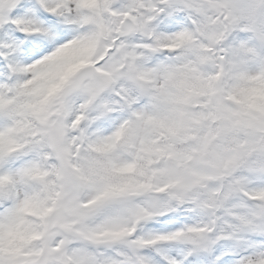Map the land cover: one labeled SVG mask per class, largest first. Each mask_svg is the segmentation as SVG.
Wrapping results in <instances>:
<instances>
[{"label":"snow or ice","instance_id":"6c2138e0","mask_svg":"<svg viewBox=\"0 0 264 264\" xmlns=\"http://www.w3.org/2000/svg\"><path fill=\"white\" fill-rule=\"evenodd\" d=\"M0 264H264V0H0Z\"/></svg>","mask_w":264,"mask_h":264}]
</instances>
